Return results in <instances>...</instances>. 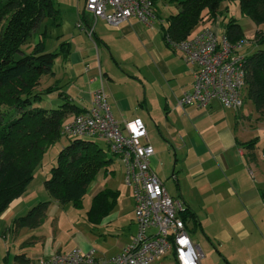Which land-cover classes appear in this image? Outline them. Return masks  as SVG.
<instances>
[{
	"label": "trees",
	"instance_id": "trees-1",
	"mask_svg": "<svg viewBox=\"0 0 264 264\" xmlns=\"http://www.w3.org/2000/svg\"><path fill=\"white\" fill-rule=\"evenodd\" d=\"M233 1L239 2L242 14L258 25L264 24V0H171L177 12L167 17V26L161 25L165 42L172 47V42L193 36L203 29L196 30L205 18L216 21L228 9H222L223 3ZM80 21L86 27L93 24L85 8ZM61 24L54 0H0V216L27 191L48 148L65 136L64 125L86 111L72 103L58 83L40 88L44 75L55 76L56 57L67 61L70 56L69 41H62L57 51H46L51 29ZM221 33L233 43L246 39L235 17L223 25ZM256 37V45H261L264 29L260 28ZM245 52L244 105L250 99L264 120V49L255 47L249 53L246 48ZM55 92L64 100L62 104L51 108L38 105L45 95ZM68 138L70 141L59 151L44 186L56 202L80 207L89 185L101 170L109 171L114 159L106 156L97 139ZM256 141L253 139L251 144ZM118 197L119 191L110 188L95 194L87 211L88 220L100 223L110 214ZM50 204L51 200L39 201L26 214L15 217L11 231L40 226ZM184 217L191 221L193 214L188 210ZM31 263L25 253L14 256V264Z\"/></svg>",
	"mask_w": 264,
	"mask_h": 264
},
{
	"label": "crops",
	"instance_id": "crops-1",
	"mask_svg": "<svg viewBox=\"0 0 264 264\" xmlns=\"http://www.w3.org/2000/svg\"><path fill=\"white\" fill-rule=\"evenodd\" d=\"M78 13L80 17L81 10ZM159 13L160 11L157 10L158 17H160ZM99 22L104 24V29H96ZM149 26L132 17L119 26H112L100 19L94 26L92 36L85 30L79 29L80 36L84 35L83 39L86 37L85 33L91 38L87 42V47L78 46L76 49V53L80 54L81 58L74 53L77 55L76 63H85L86 66L79 78L85 90L82 87L76 90V95L67 93L72 103L76 104L75 96H77L80 102H84V107L81 108H89L94 92L102 86V83L105 86V73L101 65L104 53L106 50L111 53L114 46L144 47L153 59L150 63L157 64L163 76H170L168 80L174 79L173 83H178L180 75L189 71L192 74V81L183 83L181 91L174 92L170 99L166 97L165 121L157 124V130L166 140L165 144L164 142L160 144L167 151L172 148L175 158L170 163H164L165 150L157 149L151 142L155 148V155L151 159L152 168L157 175V171H167L168 178H161L166 189L173 197L180 198L193 214L188 228L193 240L199 243L203 250L201 264H207L205 258L208 255L214 259L209 264H264V120L260 118L257 111L254 115L252 111H245L244 106L237 110L227 108L216 99L207 107L180 106L177 100L194 87L196 67L187 63L183 54L180 53V58L185 63L178 67L182 71L173 69L171 62H167L168 59L153 42ZM100 45L104 47L100 48ZM70 54L73 53L70 52ZM96 54L102 57L101 60L98 57L99 63L95 58ZM178 62L182 61L178 59ZM58 96L51 99L53 104H62V98ZM115 114V118L120 121L130 120L121 118L116 112ZM146 126L148 130V125ZM255 131L259 132L258 141L251 144L255 139L252 132ZM154 137L157 140V137ZM149 139L151 141L150 134ZM108 172L101 170L97 176L102 180L101 177H106ZM48 177L50 176L47 175L45 179ZM169 182L174 186V194L168 189ZM95 185L93 196L105 189L100 183ZM23 195L15 199L4 212L5 214L3 213L7 219L10 218L11 213L13 216V211L23 202ZM132 199L128 209L134 215L133 191ZM50 200L52 204L54 200L52 198ZM115 215L117 214L110 213L102 219L100 224L107 223V220L111 221ZM21 230L13 232L12 236L8 237L11 232L10 223L5 228L0 227V236L4 239V247L0 249V264H14V256L17 253H25L33 260L60 252L49 247L46 252L40 254L30 253L33 242L24 241L19 242L17 247L10 248L11 238L13 237L15 242ZM196 232H199L200 238H194L193 234ZM132 235L129 241L120 244L114 254L130 243ZM201 242L205 244L206 250L203 249Z\"/></svg>",
	"mask_w": 264,
	"mask_h": 264
},
{
	"label": "rangeland",
	"instance_id": "rangeland-1",
	"mask_svg": "<svg viewBox=\"0 0 264 264\" xmlns=\"http://www.w3.org/2000/svg\"><path fill=\"white\" fill-rule=\"evenodd\" d=\"M54 1L60 10L62 24L59 27L51 29L49 37L46 40V51H57L62 41H69L70 45H72L71 52L73 54H70L68 61H64L61 56L56 57L53 70L57 76L49 74L44 75L41 79L40 88L44 89L58 83L62 91L68 92L70 95H76V90L83 87L79 78L86 67L85 63H76L77 55L81 58L80 54L76 53V49L78 46L87 47V42L91 39L87 33H85L86 37L83 39L84 35L80 36L79 28L77 27V23L80 20L78 11L84 9L86 0ZM226 6H228V9H224L223 15L219 16L216 21H213L214 23L205 18L196 30L211 26L221 32L223 25L231 17H235L244 30L248 52L250 53L256 46L257 31L260 28L264 29V24L258 25L248 16L242 14L238 1L230 3L224 2L222 9ZM155 7L160 11V17L157 15L153 25L149 26V32L153 37V42H155L156 47L158 46L160 51L164 54V57L168 59L167 62H171L170 64L173 69H177L176 71L179 70L181 72L182 70L178 68L179 65L184 63L179 55L181 51L168 45L161 31V25L167 26V17L177 12L176 7L171 0H155ZM104 28V24L99 22L96 29L102 30ZM103 47L104 46L100 45V48ZM258 47L264 49V42L261 45H257L256 49ZM74 53L77 55H74ZM107 53L109 54L107 55ZM104 54L105 56L103 58L101 56L99 57V54H96L95 58L97 59V63H99L98 57L100 58L99 60H101V58L103 59L101 65L105 73L104 89L108 95V103L111 106L113 114L116 115V112L121 118L127 119H133L137 116L142 117L148 125L151 142L157 149L161 151L165 150L164 154H166V157L164 163H170V161H173L175 158L174 151L172 148L167 151L166 148L160 144L162 142L165 144L166 140L162 138L160 132L157 130V124L165 121V116L167 114L166 106H164L166 97L170 99V96L173 97L174 92L181 91L183 83L192 81V74L189 73V71L188 73H182L179 77V82L173 83L172 80L174 79L168 80L170 76H163L157 64L150 63L153 62V59L152 57L150 58L149 52L139 45H130L129 48L127 46H114L111 53L109 50H106ZM178 59L182 62H178ZM185 66L186 65H184V67ZM83 88L85 90V87ZM57 96V92L45 95L38 105L46 108L57 107L59 104H53L51 101L52 98H57ZM75 99L77 100L76 105L84 107V102H80L79 97L77 98V96H75ZM61 101V103L64 102L63 99ZM244 108L245 111H252L255 115L256 110L250 99H247ZM68 119H70V117ZM252 135L258 141L257 136L259 132H252ZM154 136L157 137V140H155ZM179 139L181 140V138ZM69 141L70 139L68 137L63 136L58 142L48 148L42 159V164L35 171L33 182L22 197L23 202L13 211V216H11L12 213L10 214L9 219L4 216L5 213L0 216L1 228L9 226V223L11 227L12 218L26 214L27 211L39 201L51 199L49 193L45 189L44 180L47 175H51L50 170L56 165L59 151L67 145ZM97 143L99 147L106 151V156L114 159V163L110 166L106 177L102 176V180L99 179L98 176L95 178L89 185L80 207H75L71 202L61 204L54 200L48 208L44 223L38 226L36 230H31L32 228H22L21 234L18 237L19 240L17 239L14 242L15 239L13 237L11 238L10 248H15L19 245V242L24 241L33 242L31 244L33 249L30 253L35 252L40 254L46 252L49 247L59 250L60 252H67L74 248H79L83 251L92 250L96 257H109L117 252L122 242L129 241L130 236L136 233L137 226L133 220L134 215L133 212L128 209L133 200L132 189L124 180V166L119 156L111 152L104 138L99 137ZM157 173L162 179L168 178L167 171L160 170L157 171ZM99 183L104 188L119 191V197L116 203L117 206L115 205L110 212L113 215H117L111 218V221L107 220V223L101 224L91 223L87 215L93 198V188L96 186L95 184L98 185ZM168 189L174 194V186L170 182L168 183ZM10 233L8 237L9 235L12 236L13 231ZM193 236L194 238L201 237L199 236V232H196V234L194 233ZM3 242L4 239L0 236V249L4 247ZM201 244L203 249L206 250L205 244H203V242H201ZM205 261L209 264L211 263L210 261L213 262L214 259L208 255Z\"/></svg>",
	"mask_w": 264,
	"mask_h": 264
},
{
	"label": "built area",
	"instance_id": "built-area-1",
	"mask_svg": "<svg viewBox=\"0 0 264 264\" xmlns=\"http://www.w3.org/2000/svg\"><path fill=\"white\" fill-rule=\"evenodd\" d=\"M85 11L93 19L91 27L83 21L77 27L90 36L96 22L105 20L119 26L135 17L152 26L157 18L155 0H86ZM183 58L196 67L194 87L185 92L182 107H207L219 100L227 108L244 106L246 86V40L236 43L213 27H205L193 36L172 42ZM104 85L94 92L92 104L74 115L63 127V135L72 138H104L112 153L119 156L125 169V182L132 188L134 221L137 231L129 244L110 257L74 248L37 257L31 264H201L204 256L188 228V212L180 198L173 197L151 165L155 155L147 126L137 116L118 120L111 111Z\"/></svg>",
	"mask_w": 264,
	"mask_h": 264
}]
</instances>
